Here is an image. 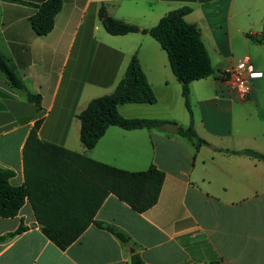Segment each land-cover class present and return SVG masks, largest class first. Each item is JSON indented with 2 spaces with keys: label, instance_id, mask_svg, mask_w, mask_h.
I'll use <instances>...</instances> for the list:
<instances>
[{
  "label": "crops",
  "instance_id": "0c3cea01",
  "mask_svg": "<svg viewBox=\"0 0 264 264\" xmlns=\"http://www.w3.org/2000/svg\"><path fill=\"white\" fill-rule=\"evenodd\" d=\"M44 1L0 0V53L26 85L12 86L0 70V167L14 172L10 183L25 181L24 147L38 120L42 141L124 170L155 165L165 176L158 202L146 211L113 193L97 211L95 220L120 228L129 242L91 223L62 247L26 200L16 216H0V264H131L134 254L148 264H264V159L229 152L264 154V0H62L53 29L38 35L30 17ZM102 5L140 29L170 10L192 8L186 20L198 28L214 68L190 84L192 115L161 44L142 32L108 33ZM134 56L156 101L120 104L119 112L164 120L176 132L165 123L113 125L86 149L77 114L114 91ZM240 59L263 72L247 99L220 77ZM28 92L40 94L39 103ZM190 125L206 143L197 146L179 133Z\"/></svg>",
  "mask_w": 264,
  "mask_h": 264
},
{
  "label": "trees",
  "instance_id": "16d2710c",
  "mask_svg": "<svg viewBox=\"0 0 264 264\" xmlns=\"http://www.w3.org/2000/svg\"><path fill=\"white\" fill-rule=\"evenodd\" d=\"M62 5V0H45L35 5L37 11L30 21L38 35H45L53 29ZM191 10L190 6L170 10L155 26L145 29L109 15L104 5L99 10V17L106 31L112 35L142 32L161 44L168 54L173 73L182 84L185 104L192 115L190 84L214 74V68L198 28L186 20ZM0 70L12 86L26 90L23 80L2 53ZM28 99L39 103L41 96L28 92ZM155 101L156 96L146 74L134 56L114 91L92 98L77 114L82 145L86 149L93 148L113 125L128 130L160 127L164 120L128 118L118 110V106L124 103ZM40 125L38 120L25 143L24 183L12 185L10 178L14 172L0 167V216H16L25 201L29 200L37 221L62 247L72 244L91 223L111 231L121 241L129 242L130 237L120 228L95 220L96 213L110 193L133 209L146 211L158 202L164 172L155 165L142 171L120 169L80 152L42 141L38 133ZM179 133L197 146L206 143L192 125L187 129L180 128ZM229 152L264 159V154L250 148ZM23 229L20 226L17 232ZM131 264L148 263L134 254Z\"/></svg>",
  "mask_w": 264,
  "mask_h": 264
},
{
  "label": "built area",
  "instance_id": "2783aa9c",
  "mask_svg": "<svg viewBox=\"0 0 264 264\" xmlns=\"http://www.w3.org/2000/svg\"><path fill=\"white\" fill-rule=\"evenodd\" d=\"M263 76V72L253 67L247 59H240L221 72L223 81L229 90L239 98L247 99L252 91L253 81Z\"/></svg>",
  "mask_w": 264,
  "mask_h": 264
},
{
  "label": "water",
  "instance_id": "95a60500",
  "mask_svg": "<svg viewBox=\"0 0 264 264\" xmlns=\"http://www.w3.org/2000/svg\"><path fill=\"white\" fill-rule=\"evenodd\" d=\"M163 127L170 133L176 132L177 125L172 123H165Z\"/></svg>",
  "mask_w": 264,
  "mask_h": 264
},
{
  "label": "rangeland",
  "instance_id": "374dc122",
  "mask_svg": "<svg viewBox=\"0 0 264 264\" xmlns=\"http://www.w3.org/2000/svg\"><path fill=\"white\" fill-rule=\"evenodd\" d=\"M79 122V121H78Z\"/></svg>",
  "mask_w": 264,
  "mask_h": 264
}]
</instances>
